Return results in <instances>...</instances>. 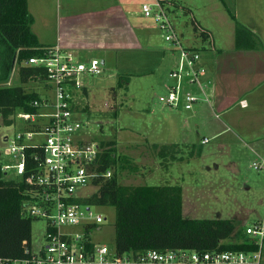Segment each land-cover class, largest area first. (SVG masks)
<instances>
[{
  "label": "rangeland",
  "instance_id": "1",
  "mask_svg": "<svg viewBox=\"0 0 264 264\" xmlns=\"http://www.w3.org/2000/svg\"><path fill=\"white\" fill-rule=\"evenodd\" d=\"M143 1L30 0L29 11L34 19L32 31L49 44H55L62 35L64 38L67 35L78 37L86 42L96 38L90 37L89 31L100 35L102 33V37L108 33L110 36L102 40L111 43L120 39L114 36L121 34L122 27H118V20H126L129 26L136 24L135 28L146 23L140 13ZM236 2L237 0H189L188 4L196 20L210 30L211 34L209 30L206 31L212 36L211 39L218 40V44L221 40L229 39V35H234L238 27L253 32L251 24L246 23L251 18L248 8L241 9L238 5L235 7ZM246 2L251 8L252 16V6L255 3L262 2L264 5V0ZM118 4L122 11L118 9ZM262 4L260 3L261 6ZM173 16L186 44L200 46L201 42H196L194 38L190 15L177 9ZM67 19L70 22L66 26L63 21ZM89 20H94L96 26L88 25ZM65 32L68 34L64 35ZM127 39L130 40L126 49L128 51H114L110 56L105 52H87L90 58H96L100 63L106 60V63L100 75L80 76L86 92L84 95H76L74 114L84 125L81 132L85 135L84 139L110 144L104 146L107 148H112L117 142L116 147L113 146L117 160L115 171L121 185L180 186L183 215L186 218L230 219L236 228H241L243 222L251 224L263 217L264 171L258 172L252 168L257 155H252L245 147L246 142L239 141L231 132L223 140L213 138L207 128V124H210L208 121H211L208 118L199 117L200 121L206 122L200 128L195 125L192 131L185 128L183 120H190L191 114L185 113L181 108H169L160 102V98L166 96L168 87L174 84L170 71L177 61V55L171 52V47L158 32L149 41L135 31ZM200 53L203 55L204 51ZM7 75H10V79L7 81L1 78L0 86L22 85L18 60L14 61ZM124 75L129 76L127 87L113 89L117 86L118 78ZM26 89L42 94L46 92L43 83L28 84ZM195 94L198 95L197 90ZM13 121V124L5 125L0 115L1 165L14 164L11 157L4 154V139L14 136L24 128L23 120L17 115L13 117ZM185 129L190 130L192 135V139L188 141L183 140L188 134ZM203 137L210 138V143L201 145ZM152 143H182L194 145L195 148L178 151L175 149L174 153L176 152L178 158L175 161L169 156L167 159H160L159 151L153 148ZM220 144L226 147L221 148ZM191 151H194V157L189 156ZM97 191L98 187L90 184L78 193L89 196ZM92 211L102 214L106 219L101 224L102 230L94 235V240L98 244L113 246L115 209L99 206L92 208ZM45 234V221L34 219L31 239L33 252H38L46 245ZM261 264H264V249Z\"/></svg>",
  "mask_w": 264,
  "mask_h": 264
},
{
  "label": "built area",
  "instance_id": "2",
  "mask_svg": "<svg viewBox=\"0 0 264 264\" xmlns=\"http://www.w3.org/2000/svg\"><path fill=\"white\" fill-rule=\"evenodd\" d=\"M177 9L183 11L176 0H144L140 12L157 27L171 52L177 55L170 71L174 84L160 102L172 109L192 111L200 100L210 103L208 90L212 83L204 79L207 68L201 63L199 49L186 44L174 22ZM195 34L212 42L211 35L199 27ZM26 65L45 69L47 78L42 83L46 92L40 93L41 101L34 103L37 113L15 114L23 120L24 128L4 139V154L14 164L1 165V170L28 186L25 213L45 221L46 245L36 253L30 246L24 258H0V264H261L264 215L251 224L243 222L233 234L231 241L245 244V249H152L119 254L114 245L96 243L94 235L102 230L106 219L95 214L92 208L97 206L85 203L87 196L78 191L94 179L111 178L113 171H98L102 148L97 141L84 139V125L74 110L76 95L85 94L80 76L100 75L104 64L96 58L82 62L72 53L53 47L41 57L29 58ZM240 105L246 107L247 103L242 101ZM207 141L204 139L203 144ZM252 168L264 171V156H258Z\"/></svg>",
  "mask_w": 264,
  "mask_h": 264
},
{
  "label": "trees",
  "instance_id": "3",
  "mask_svg": "<svg viewBox=\"0 0 264 264\" xmlns=\"http://www.w3.org/2000/svg\"><path fill=\"white\" fill-rule=\"evenodd\" d=\"M187 11L184 9V12ZM33 22L28 0H0V79H10V75H7L9 69L18 60L22 84L0 86V115L5 125L13 124L16 113H37L38 108L34 103L41 101V94L28 91L26 85L46 81V71L42 67L26 65V62L31 57L45 55L52 47L39 42L32 31ZM192 23L194 32L197 33L198 26L194 20ZM235 32L237 48L253 49L258 46L259 41L247 29L238 27ZM203 37H206L205 34ZM128 81L129 76H120L113 89L127 87ZM105 145L110 144L100 143L102 153L98 171L104 173L112 170V177L94 179L92 186L98 187V191L87 196L84 201L91 206H110L115 209L114 247L119 254L152 249H245V244L231 241L237 230L232 220L184 217L180 186L121 185L115 171V143L112 148L104 147ZM159 154L161 159H167L168 156L176 159V152L171 148H164ZM193 155L194 151H191L189 156ZM27 190L25 183L7 177L0 164V258L17 259L28 256L26 250L31 246L34 218L25 213L29 200ZM237 235L239 240L240 231Z\"/></svg>",
  "mask_w": 264,
  "mask_h": 264
},
{
  "label": "crops",
  "instance_id": "4",
  "mask_svg": "<svg viewBox=\"0 0 264 264\" xmlns=\"http://www.w3.org/2000/svg\"><path fill=\"white\" fill-rule=\"evenodd\" d=\"M177 1L179 2L178 6H180L183 12L184 9L188 10L186 13L190 15L199 28L205 31L209 30L196 20L188 4L189 0ZM260 3L262 4V2ZM260 3L257 2L252 6L254 16H252L251 8L248 7L246 0H237L234 4L235 7L238 5L241 9L248 8V13L251 15V18L246 23L251 24L253 29L251 33H253L255 39L259 41L258 46L253 49L237 48L236 32L234 35L232 34V36L229 35V39L221 40L218 44L216 42L218 40L212 39V42L208 43L200 39V37L194 33L196 42H201V45L195 46V48L199 49L200 52L204 51L203 55H201L202 64L207 68V74L204 79H209L212 83L208 90L210 103L200 100L192 111L184 110L185 113L191 114V116L190 120H183V126L191 130L194 125L200 128L206 123L200 121L199 117L208 118L211 121H208L210 124H207V128L209 133L213 134V138H221V140H223L225 136L231 132L239 141L243 143L246 142L245 147L247 150L252 155H257V157L264 156V5L262 4L261 6ZM28 7H30V0H28ZM118 9L122 11V7L119 4ZM145 20L146 23H142V25H138V27L136 26L137 28H135L136 24H131V26H129L126 20H118L119 22L117 25L118 27H122V30L121 34L119 33L114 36H118L120 39L114 40L111 43H109L110 41L107 43L102 40L110 36L108 33L104 34L102 37V33L100 35L96 32L90 33L89 31L90 37L96 36V38L86 42L78 37H68V33L65 32L64 35L67 33L65 38L62 35L58 37L55 44H49L43 42L39 38V35L35 31L33 32L41 44L52 48L59 47L63 52L72 53L77 60L87 62L92 59L87 55V52H105L110 56L114 51H128L126 49L130 44V40L127 38L128 36L130 37L132 33L134 34V31L144 38H148V41L154 33H160L151 21ZM69 22L70 19L63 21L66 26ZM95 23L94 20H89L87 24L95 25ZM71 31L72 30H70V32ZM209 33L211 34L210 30ZM163 56L165 55L163 54ZM102 61H104V64L106 63V60ZM193 91L195 92L196 90L193 89ZM242 101L247 103L246 107L240 105ZM193 119L195 120L194 122L192 121ZM190 130H187L186 133L188 134L184 136V141L192 139ZM204 139L208 141L203 144ZM210 141V138L203 137L200 144L206 145L210 143ZM152 145L153 148L158 149L157 151H159V153L164 148H171V150L176 149V151L195 148L194 145L189 146L188 144L182 143L169 145L152 143ZM220 147L223 148L226 146L220 144ZM158 156L160 157V154H158ZM177 159L176 155V159L173 160L178 161Z\"/></svg>",
  "mask_w": 264,
  "mask_h": 264
},
{
  "label": "flooded vegetation",
  "instance_id": "5",
  "mask_svg": "<svg viewBox=\"0 0 264 264\" xmlns=\"http://www.w3.org/2000/svg\"><path fill=\"white\" fill-rule=\"evenodd\" d=\"M0 75H1V56H0Z\"/></svg>",
  "mask_w": 264,
  "mask_h": 264
},
{
  "label": "water",
  "instance_id": "6",
  "mask_svg": "<svg viewBox=\"0 0 264 264\" xmlns=\"http://www.w3.org/2000/svg\"><path fill=\"white\" fill-rule=\"evenodd\" d=\"M102 64H104V61H102ZM26 253H28V250L26 251Z\"/></svg>",
  "mask_w": 264,
  "mask_h": 264
}]
</instances>
